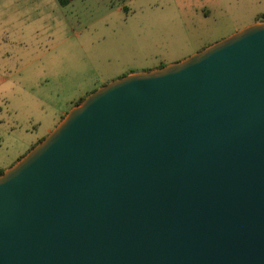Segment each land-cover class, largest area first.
I'll return each mask as SVG.
<instances>
[{
	"label": "water",
	"instance_id": "95a60500",
	"mask_svg": "<svg viewBox=\"0 0 264 264\" xmlns=\"http://www.w3.org/2000/svg\"><path fill=\"white\" fill-rule=\"evenodd\" d=\"M0 264H264V22L73 106L0 175Z\"/></svg>",
	"mask_w": 264,
	"mask_h": 264
},
{
	"label": "rangeland",
	"instance_id": "374dc122",
	"mask_svg": "<svg viewBox=\"0 0 264 264\" xmlns=\"http://www.w3.org/2000/svg\"><path fill=\"white\" fill-rule=\"evenodd\" d=\"M264 22V0H0V170L109 82Z\"/></svg>",
	"mask_w": 264,
	"mask_h": 264
},
{
	"label": "trees",
	"instance_id": "16d2710c",
	"mask_svg": "<svg viewBox=\"0 0 264 264\" xmlns=\"http://www.w3.org/2000/svg\"><path fill=\"white\" fill-rule=\"evenodd\" d=\"M71 1L73 0H58V2L60 3V5L62 6H66L68 5ZM82 100H80L78 103H80ZM76 103V104H78ZM3 173V170H0V175Z\"/></svg>",
	"mask_w": 264,
	"mask_h": 264
},
{
	"label": "flooded vegetation",
	"instance_id": "af4514ba",
	"mask_svg": "<svg viewBox=\"0 0 264 264\" xmlns=\"http://www.w3.org/2000/svg\"><path fill=\"white\" fill-rule=\"evenodd\" d=\"M205 49V48H204Z\"/></svg>",
	"mask_w": 264,
	"mask_h": 264
}]
</instances>
